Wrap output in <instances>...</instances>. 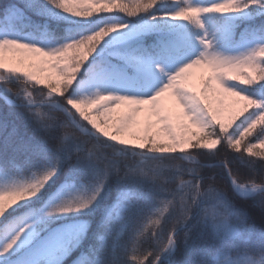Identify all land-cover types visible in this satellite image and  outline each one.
<instances>
[{
  "label": "snow or ice",
  "instance_id": "6c2138e0",
  "mask_svg": "<svg viewBox=\"0 0 264 264\" xmlns=\"http://www.w3.org/2000/svg\"><path fill=\"white\" fill-rule=\"evenodd\" d=\"M70 257L264 264V0H0V264Z\"/></svg>",
  "mask_w": 264,
  "mask_h": 264
},
{
  "label": "trees",
  "instance_id": "16d2710c",
  "mask_svg": "<svg viewBox=\"0 0 264 264\" xmlns=\"http://www.w3.org/2000/svg\"><path fill=\"white\" fill-rule=\"evenodd\" d=\"M251 219L257 224L259 225L260 224V210L257 208L254 212V214L251 216ZM183 234L181 233V236ZM74 257H70L69 258V261H68V264L71 263V260L73 259Z\"/></svg>",
  "mask_w": 264,
  "mask_h": 264
}]
</instances>
